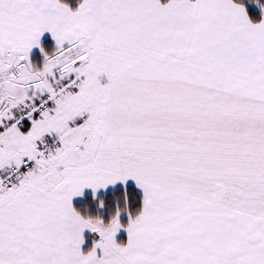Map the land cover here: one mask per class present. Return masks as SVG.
<instances>
[{
  "label": "snow or ice",
  "instance_id": "1",
  "mask_svg": "<svg viewBox=\"0 0 264 264\" xmlns=\"http://www.w3.org/2000/svg\"><path fill=\"white\" fill-rule=\"evenodd\" d=\"M0 264H264V0H0Z\"/></svg>",
  "mask_w": 264,
  "mask_h": 264
}]
</instances>
